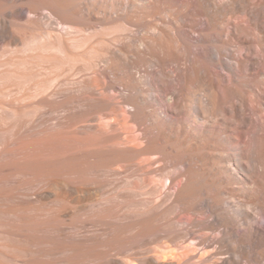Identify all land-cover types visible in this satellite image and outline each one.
Masks as SVG:
<instances>
[{"label": "bare ground", "instance_id": "obj_1", "mask_svg": "<svg viewBox=\"0 0 264 264\" xmlns=\"http://www.w3.org/2000/svg\"><path fill=\"white\" fill-rule=\"evenodd\" d=\"M0 264H264V0H0Z\"/></svg>", "mask_w": 264, "mask_h": 264}]
</instances>
